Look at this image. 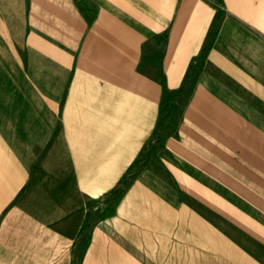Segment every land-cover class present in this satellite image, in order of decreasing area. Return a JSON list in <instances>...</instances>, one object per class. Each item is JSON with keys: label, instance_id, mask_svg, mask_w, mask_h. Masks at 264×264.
Here are the masks:
<instances>
[{"label": "crops", "instance_id": "obj_1", "mask_svg": "<svg viewBox=\"0 0 264 264\" xmlns=\"http://www.w3.org/2000/svg\"><path fill=\"white\" fill-rule=\"evenodd\" d=\"M11 4L0 264H264V0Z\"/></svg>", "mask_w": 264, "mask_h": 264}, {"label": "rangeland", "instance_id": "obj_2", "mask_svg": "<svg viewBox=\"0 0 264 264\" xmlns=\"http://www.w3.org/2000/svg\"><path fill=\"white\" fill-rule=\"evenodd\" d=\"M2 1V0H0ZM5 3L4 5L0 4V36L5 35L6 36V42L8 40V38L11 36L12 33V29H11V18L13 15V9L15 8L11 2L12 0H4ZM19 4V1H17ZM17 10H19L20 13L23 12L24 7L19 4V6H16ZM9 41V40H8ZM6 44V43H5ZM7 56V55H6ZM11 56V55H10ZM4 104V109L7 110L8 109V105L12 104V103H1ZM21 109H28V102H17L16 103ZM181 110L180 107L177 108V111ZM171 119V120H170ZM169 119V123L174 124L175 122H177L178 117L174 116L173 118Z\"/></svg>", "mask_w": 264, "mask_h": 264}]
</instances>
